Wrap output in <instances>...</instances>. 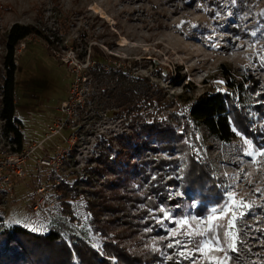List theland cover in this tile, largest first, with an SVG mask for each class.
I'll use <instances>...</instances> for the list:
<instances>
[{"label":"rangeland","instance_id":"1","mask_svg":"<svg viewBox=\"0 0 264 264\" xmlns=\"http://www.w3.org/2000/svg\"><path fill=\"white\" fill-rule=\"evenodd\" d=\"M13 24L40 33L15 53L22 151L24 140L38 144L55 123L64 127L29 155L22 178L10 172L16 156L0 133V226L38 234L55 229L70 249L72 239L84 241L111 264L123 263L107 257V245L136 258L135 264H175L177 250L166 246L168 233L154 218L162 216L159 209L177 219L204 217L238 184L240 197L257 207L245 217L231 264H264V199L253 191L264 189V158L257 171L243 155L244 140L264 148V117L255 109L264 105L257 55L264 49V0H0V84L5 35ZM98 63L163 90L171 142L141 132V119L110 109L87 79ZM221 72L242 84L234 101L248 115L245 126L232 125L230 143L187 117L204 94L230 90ZM66 102L74 105L70 119L62 113ZM55 150L63 151L59 167L40 166Z\"/></svg>","mask_w":264,"mask_h":264},{"label":"trees","instance_id":"2","mask_svg":"<svg viewBox=\"0 0 264 264\" xmlns=\"http://www.w3.org/2000/svg\"><path fill=\"white\" fill-rule=\"evenodd\" d=\"M39 34L30 26L13 24L5 35L3 75L0 84V122H2L0 133L13 146L11 149L13 153H20L23 143L21 122L15 118V53L22 41L32 35L40 37ZM220 74L232 92L217 90L204 94L191 104L187 117L202 124L214 139L230 143L235 138L232 125L236 127V130L239 126H245V123H248L246 117L248 115L245 109L238 107L234 101L235 93L242 88V84L227 73ZM87 76L91 84L100 87L98 95L108 100L107 104L111 110H118L120 114L141 119L140 131L144 134L157 133L158 139L172 141L174 134L168 127V118L172 115L168 113L166 117H163L168 108L166 95L148 78L133 77L125 71L106 68L101 63L91 67ZM252 93H254L253 90ZM259 99L260 97L255 98L258 104ZM255 109L264 117V105H258ZM173 116L177 120L181 119L175 113ZM166 148L172 147L167 145ZM162 162L165 161L162 160ZM199 168L206 174L201 167ZM71 243L72 249L67 247L55 229L47 234H38L21 226L13 228L0 226V264H76V262L78 264H111L93 252L86 242L72 239ZM106 248L107 257H114L123 264H135L137 260L114 245H107Z\"/></svg>","mask_w":264,"mask_h":264},{"label":"snow or ice","instance_id":"3","mask_svg":"<svg viewBox=\"0 0 264 264\" xmlns=\"http://www.w3.org/2000/svg\"><path fill=\"white\" fill-rule=\"evenodd\" d=\"M252 35L255 36L256 33ZM257 55L264 66V49ZM243 142L247 146L243 155L249 157L250 162L259 171L260 159L264 158V148L254 149L250 141ZM233 179L240 180L241 177L238 175ZM244 179L251 184V173H246ZM238 187V184L231 185L225 199L212 206L204 217L185 215L177 219L165 208L159 209L162 216L154 218L168 233L162 238L169 241L166 246L177 250L176 255L180 259L175 264H181L182 260H188L190 264H231L233 259L231 254L238 253L239 245L242 243L240 228L245 217L251 213L253 207H257L248 197H240ZM253 191L264 199V189L255 188ZM259 207L264 208V205ZM165 221L175 227H167ZM30 230L37 231L36 228Z\"/></svg>","mask_w":264,"mask_h":264},{"label":"built area","instance_id":"4","mask_svg":"<svg viewBox=\"0 0 264 264\" xmlns=\"http://www.w3.org/2000/svg\"><path fill=\"white\" fill-rule=\"evenodd\" d=\"M73 103H63L61 108H62V113H64V115L67 117V119H70L72 116V105ZM64 124H59V123H55L51 128H49V133L46 137L43 138L42 142H45L48 138L50 137H54L56 135H58L60 133V131L63 129ZM38 143V144H34V143H29L28 141L24 140V145H25V149L21 151L20 153H13L15 154L16 157H14L15 159H12L10 161H14V164L16 165V168L13 170L11 169L10 172L12 175H14L15 177H24L25 172L24 169L22 167V164H24L25 160L29 157V155L34 152L35 150H37L38 148H40V150H42V144ZM63 151L62 150H55L54 151V156H52V158H43L39 161L40 166L45 167V168H50V169H57L60 165V162L62 161L61 158L63 156ZM10 177V176H9ZM44 188L42 187L39 190V193L43 192Z\"/></svg>","mask_w":264,"mask_h":264}]
</instances>
